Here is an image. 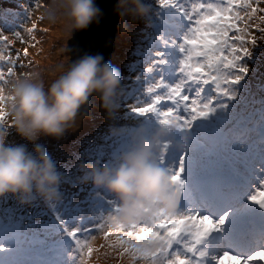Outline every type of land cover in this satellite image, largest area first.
<instances>
[{"label": "rangeland", "instance_id": "obj_1", "mask_svg": "<svg viewBox=\"0 0 264 264\" xmlns=\"http://www.w3.org/2000/svg\"><path fill=\"white\" fill-rule=\"evenodd\" d=\"M83 1L84 0H0V133L3 131L11 133V135L4 139L0 137V153L2 156L0 162L4 160L7 162L6 154L10 151L13 153L17 152L15 156L10 158L11 165L9 168L19 163L22 164L27 172L30 169L34 170L32 166L34 168L38 166L39 163L37 168L38 172L42 170L56 171L59 174L58 178L60 181H65V183L69 180V174L67 175V173H64L62 169V164L65 163L64 160H67L66 158L63 159V156H61L64 151L63 146H76L79 141L86 144L83 138H85L86 135L91 138L93 134L92 127L96 123L100 131L99 133L103 132L102 137L109 139L107 137L108 133L117 128V126L119 127L122 125L121 123L125 121L123 119L124 117L126 120H144L143 117H141L140 111L141 109L144 110L147 106L146 94L150 97L154 96L164 99L171 97L175 93V80H179L182 73L185 74L186 81L182 80L183 84L186 85L193 77L199 76L195 75L193 67L181 70L180 62L176 65L178 69V75H176L174 70L175 67L169 64L168 55L173 58L175 64L176 60L173 54H167L166 48L168 47L166 45L170 43V45L174 44L177 48L181 47L184 43L183 39L189 40V36L194 32L198 24L206 23L207 16L205 15L209 12L206 10V13L203 14L196 3H202L201 8H214L211 0H180L179 3L178 0H135L131 16H129V19L131 18L129 25L141 20L144 25L149 27L154 19L158 21L157 27L154 28L153 31V37L150 39L153 40V43L148 44L150 41H148L149 35H144V41L137 40L142 41L143 53L146 54H143V56L140 55L138 59L133 60L131 57L136 56V54H134L135 52L132 53L131 42L137 41L132 39L133 34L132 32L130 34V30L125 36H119V29L125 15L123 10L126 9L125 7L123 8L121 0H118L121 15L118 24L119 29H117V38H115V48L110 63L101 74L100 81L93 90L92 105L87 111L74 114L71 116V119L64 120L59 104L60 90L58 88V80L60 75L68 70L67 64L70 62V56L66 52L68 40L72 37V30L77 26V15L79 14V8ZM241 1L246 6L245 8H240L236 3L233 4V6L235 5L236 7L235 9L231 7L228 11L221 12L224 15V19H217V10H214L208 15L207 20L209 19V22L213 23L216 20L222 22L226 19V23H228V26H224L222 29L221 42L226 45L230 39H233L234 44L229 43V57H226L222 61L224 65L241 63V54L244 52L250 54L251 50L249 47L250 43H252L253 46L251 49L256 53V56H254V66L256 67L258 63L261 64L264 62V0ZM124 6L126 5L124 4ZM163 10L168 13V16H170L169 13L173 14V12H178L183 15L185 20L192 19L193 21V23L181 24L183 30L180 31L184 32L182 33V38L178 40L177 43L176 39L173 41L175 35L172 34L171 36L169 30L163 29L164 26L161 25L163 21L168 22V17ZM150 11H152L153 17ZM190 12L193 16L190 15ZM122 13L124 14L123 18ZM57 30H59V32H57ZM176 34H178V31H176ZM236 35L243 36V38H239ZM168 39L172 41L169 42ZM215 40H217V36H210L209 49L214 53H216V51H214L215 48L212 44ZM238 43L239 45L242 43L239 48L240 50H238ZM118 48H120V50H118ZM234 48H236L239 53H235L230 57ZM200 49L199 54H201ZM53 53L55 55H53ZM47 56H50V58H45ZM233 56L239 57L233 58ZM215 58L216 57L212 58V61L215 60ZM218 58L219 56H217V59ZM146 59L149 60H147V65H145V62L141 64L138 62V60L144 61ZM118 61L119 64L116 70H114L115 66L111 65L117 64ZM200 64L202 65L201 61ZM262 68L264 72V65ZM107 69H109L110 72H107ZM165 69H168L172 73V76L168 77L166 74H163L162 70ZM204 69L205 66L202 67V71ZM147 73L150 74L147 75ZM157 73L162 74L165 79L164 91L156 89L154 83H144L145 79L151 80ZM254 76L256 81L257 74ZM119 89L125 90L123 97L127 98L126 105H128V109L121 106L116 107L117 101L120 100ZM245 93L246 91H243L241 94L239 93L238 96L236 94L231 105H237V103L244 98ZM103 95H106V97L103 98ZM248 95L249 93L246 97ZM101 99L108 102V106H104V104L100 102ZM232 109L233 108L230 110ZM127 110H129V112L126 113L125 116L118 114ZM132 111L136 112L132 113ZM80 117H86L87 119L81 123H77L76 120ZM50 121L51 124L55 122V128L51 130H49V128H51ZM122 128V134L126 135L128 140L131 138L133 139L132 141L129 140L128 143L130 145L132 143L138 144V147H131L132 153L129 155L132 158H129V162L126 165V171H130L132 163L139 165L142 158L140 154H138V152L141 151L139 150L141 146L139 134L137 137L136 131L138 126L127 123L124 124ZM59 129H61V131H59ZM25 153L33 155L38 163L32 165V162L25 159V157L28 156L24 155ZM144 156H146V154H144ZM87 157L88 155H86V159L87 162H89ZM155 163L159 164L160 160H157ZM173 173V171H169L163 174H157L155 180H151V183L147 186L150 188L151 192L158 191L157 185H152V182L157 183L158 180L163 177L165 178L163 182H168L173 176ZM0 174L5 177L8 172L5 171ZM68 183H71V180ZM18 190V192H12L10 197H17L24 202L26 199L25 187L22 189L21 186H19ZM29 190H31V188H29ZM30 192L32 194V191ZM2 194L3 193H1V195ZM76 195H80L78 191ZM131 195H133V193L130 191H124L125 198L128 199ZM169 198V192H160L161 203L159 210L161 211V216L157 218L151 214L153 213V209H151L148 214L146 213L149 217L137 218L139 216L128 213L125 209L127 207L125 202L121 203L123 207L120 211L126 214H118L113 210H103V214L99 216H94L93 218L90 216L87 223L83 217L75 215L73 218H70L66 216L67 221L84 226L80 230L84 242H73L71 244V247L73 246L76 252L81 250L79 252L81 258H79L78 261H83L85 257L91 258L92 256L105 253L104 258L110 261L101 264H169V261H166V257L162 258L161 256L156 258L158 255V250L156 249H152L155 257H151V259L148 260L144 258L139 261H137L136 258H134V261H131L128 257L121 254L122 250L117 246H112L108 251L103 250L109 243H113L111 240L104 237L109 233H113L122 238H128L130 234L129 231L133 230L131 234L135 236V241H137V235L139 234L138 239L141 235L150 234L152 232L156 233L158 231L157 227H161V224H158L154 229L151 225L153 222L157 223L167 217V212L164 211V209ZM11 204L12 202L7 203V205ZM24 206L25 203H21L20 211H23ZM40 206L41 205L34 206L30 209L32 211H37L40 209ZM46 206L47 205L44 204L43 208ZM136 206V204L133 206L135 211L138 210ZM64 207L65 206L60 210L64 209ZM49 208H51V210H56V202L50 203ZM26 209L28 208L26 207ZM5 210V214L3 212L5 220L11 219L8 224L13 228L14 223H17L19 226L18 230L22 229L24 225L22 224V218H20L21 215L12 214L10 211L11 209ZM3 214H0V219ZM10 214L13 217H11ZM87 216L89 217V215ZM173 216L176 217L178 215L174 214ZM91 223H94V227L107 228L102 233L96 230L92 237L93 229ZM142 230L144 231L140 233ZM10 231L14 234L13 230L10 229ZM51 231L52 233L60 232V230ZM16 238L18 240L14 245L26 243L27 246H32L35 244H27L26 240L22 239V237L16 236ZM89 238L91 239L88 240ZM99 239L106 242L103 248L99 244ZM188 242L189 240H186L185 243L187 244ZM99 247L102 249H99ZM95 248H97V253L93 251ZM107 253H110L111 256L107 255ZM120 257L122 258L120 259ZM170 257H172L170 259L171 263H174L176 260L177 263L175 264H195L194 261L188 259L187 255L182 250L174 251Z\"/></svg>", "mask_w": 264, "mask_h": 264}, {"label": "water", "instance_id": "obj_2", "mask_svg": "<svg viewBox=\"0 0 264 264\" xmlns=\"http://www.w3.org/2000/svg\"><path fill=\"white\" fill-rule=\"evenodd\" d=\"M121 11L118 0H84L66 52L68 70L58 80L62 118L85 112L93 102V90L111 61Z\"/></svg>", "mask_w": 264, "mask_h": 264}, {"label": "bare ground", "instance_id": "obj_3", "mask_svg": "<svg viewBox=\"0 0 264 264\" xmlns=\"http://www.w3.org/2000/svg\"><path fill=\"white\" fill-rule=\"evenodd\" d=\"M121 2L123 3V5H122L123 8L125 7L126 10H123L125 15L122 13V18H123V15H124V19L122 20V18H121L122 23H121V26H120V29H119V36H121V37L125 36L126 34L129 33V30H130V34H131V32L133 34L132 39L134 41L140 40V38H139V34H140L139 28L137 26H133L134 23H131L129 25V22L131 21V18L129 19V16H131L135 0H121ZM124 4L126 6H124ZM129 13H130V15H129ZM215 28L220 32L224 28V26L216 25ZM202 30H203V32H202V37H201L200 43L195 42V41L192 42V45H193V51L191 53L192 57H196L199 54L200 47H201V49H200L201 54H204L207 58L209 57V54H206L204 51L207 52V50H210L209 49L210 48V42H209L210 41V37H209L208 33H206L204 31V28H202ZM57 32H59V30H57ZM131 44H132V47H131L132 53L135 52L134 54H136V56L131 57V59L133 58V60H135V59H138V57L140 55L143 56V52H142L143 51V43H142V41L131 42ZM118 50H120V48H118ZM53 55H55V54L53 53ZM33 56H34V54H33ZM45 58H50V56H47ZM138 62L141 63L142 61L138 60ZM118 64H119V61H118L117 64H112L111 66H115L114 70H116ZM110 69H111V67H110ZM106 71L110 72L109 69H107ZM134 74H136V73H134ZM105 97H106V95H103V98H105ZM100 102L102 104H104V105L108 103V102H105L104 99H101ZM86 119H87L86 117H80V118H78L76 120V122L77 123H81L82 121H84ZM53 120H54V117H53ZM51 121H50V124H51ZM93 129H94L93 138L94 139H101L102 135L99 133L98 125L95 124L93 126ZM59 131H61V129H59ZM7 135H9L8 131H3V132L0 133L1 137L7 136ZM122 141H123V139H122ZM101 142L91 143L88 146L89 150H92L95 147H99L97 145H98V143H101ZM116 143H117V145H119L121 147V145L119 144L118 139L116 140ZM93 145L95 147H92ZM75 147H74V145L71 146L70 151L67 154V156L69 157L71 162L76 161V164L75 163L69 164V166H63V168H62L63 171L68 172V173L71 174L69 180L66 181L67 183L70 182V180L72 181L74 178H76L75 177L76 176V168H73V165H75L78 168H83V165H86V163H87L85 160L78 158V156H77L78 153L75 154V152H74ZM142 148H144V147H142ZM66 149H68V147H66ZM117 159H120V158H118V156H117ZM9 165H10V163L8 161L6 162V160H4L3 162H0V173H3L5 171L8 172V174L5 177H3L1 174H0V177L6 178V179H10L12 181V173L9 170ZM118 166H122V165H116L115 167H118ZM88 172H91V171H88ZM243 186H245V184ZM57 190H58V187H54L53 188L54 195L58 194ZM212 193H217V191L212 192ZM16 201L17 202H21L20 200H16ZM17 202L13 205V207L18 209V203ZM17 209H15V210H17ZM0 227L3 230H10L11 229V230L14 231V234L18 231V228H5V227L2 226V224L0 225ZM19 230H22V229H19ZM132 231L133 230L129 231L130 234L128 235L129 236L128 238H122V237H120L118 235H115L113 233L107 234L104 237L109 239V240H111L113 243L112 244L109 243L107 245V247L104 248L103 250L104 251H108L112 246H117L118 248H120L122 250L121 254H123L126 257H128L131 261H134V258H136L138 256H142V255L145 256L146 255V250L143 248L142 245H140L137 241L134 240L135 236L133 234H131ZM6 237H10V232L6 233ZM105 243H106L105 241H103L102 239H99V244L101 245L102 248L104 247ZM102 248L99 247V249H102ZM93 251H94V253H97L96 252L97 248H95ZM107 255L111 256L110 253H107ZM104 256H105V253H102L100 255L98 254L97 256H92L91 258H87L86 259L87 260V264H101L103 262H109L110 260L104 258ZM121 258L122 257H120V259ZM120 264H122V263H120Z\"/></svg>", "mask_w": 264, "mask_h": 264}, {"label": "trees", "instance_id": "obj_4", "mask_svg": "<svg viewBox=\"0 0 264 264\" xmlns=\"http://www.w3.org/2000/svg\"><path fill=\"white\" fill-rule=\"evenodd\" d=\"M139 21H140V20H139ZM133 26H137V27H138V24L135 22V23L133 24ZM104 106H108V105L105 104ZM53 122H54V121H53ZM52 128H53V129L55 128V122H54L53 124H51V128H49V130H51ZM9 135H11V133H9ZM9 135H7V136H9ZM7 136L2 137L1 139L6 138ZM0 137H1V136H0ZM11 137H12V136H11ZM9 138H10V137H9ZM7 141H8V139H7ZM1 144H2V143H1ZM74 147H75V145H74ZM85 148H86V144H85L84 142H82V141H79V143L76 145V147H75V149H74V152H75V154H76V153H78L79 151H81V152H82V155H83V150H85ZM63 153H64V154H63ZM63 153H62L61 156H63L62 158L64 159V158H65V153L68 154L69 151H68L66 148H64ZM24 155H28V156L25 157V159H27L28 161L32 162V165H35V163H38V161H37L36 159H34V156H33V155H31V154H29V153H25ZM29 155H30V156H29ZM83 156H84V155H83ZM82 158H83V157H82ZM83 160H85V161L87 162V160H86L85 158H84ZM64 162H65V163L62 164L63 166H69V164H73V163L76 164V162H71V161H68V160H64ZM38 166H39V163H38ZM38 166H36V167H34V168H33V166H32V169H37ZM15 168H16V171L18 170V171H20L21 173L23 172L24 174L29 175L28 171H27V172L25 171V169L23 168L22 164H18V165H16ZM73 168H77L76 173L79 174V170H80V168L76 167L75 165H73ZM64 173H67V172L64 171ZM67 175H68V174H67Z\"/></svg>", "mask_w": 264, "mask_h": 264}, {"label": "clouds", "instance_id": "obj_5", "mask_svg": "<svg viewBox=\"0 0 264 264\" xmlns=\"http://www.w3.org/2000/svg\"><path fill=\"white\" fill-rule=\"evenodd\" d=\"M17 164V163H16ZM16 164L14 165V166H12V167H15L16 166ZM34 173V172H33ZM35 184H36V182H35ZM35 184H34V186H35Z\"/></svg>", "mask_w": 264, "mask_h": 264}]
</instances>
